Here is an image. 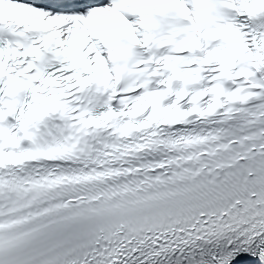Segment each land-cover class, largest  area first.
<instances>
[{"label": "snow or ice", "instance_id": "1", "mask_svg": "<svg viewBox=\"0 0 264 264\" xmlns=\"http://www.w3.org/2000/svg\"><path fill=\"white\" fill-rule=\"evenodd\" d=\"M0 0V264H264V0Z\"/></svg>", "mask_w": 264, "mask_h": 264}]
</instances>
